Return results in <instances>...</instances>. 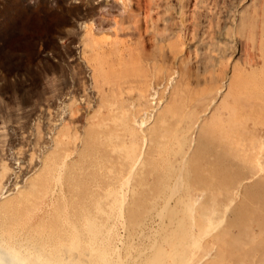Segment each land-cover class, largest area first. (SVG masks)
I'll list each match as a JSON object with an SVG mask.
<instances>
[{"label": "bare ground", "instance_id": "obj_1", "mask_svg": "<svg viewBox=\"0 0 264 264\" xmlns=\"http://www.w3.org/2000/svg\"><path fill=\"white\" fill-rule=\"evenodd\" d=\"M82 1L70 76L0 126V264H264V2L228 66L217 38L195 61L173 33L102 45L96 18L132 0Z\"/></svg>", "mask_w": 264, "mask_h": 264}, {"label": "rangeland", "instance_id": "obj_2", "mask_svg": "<svg viewBox=\"0 0 264 264\" xmlns=\"http://www.w3.org/2000/svg\"><path fill=\"white\" fill-rule=\"evenodd\" d=\"M263 2L264 0H132L129 7L131 12L128 9L125 14L117 3L111 2V8L106 9L102 16H97L94 33L102 45H106L108 40L129 44L142 36L150 39L149 47L153 45L157 35L173 33L176 38L171 42L176 41L179 50L190 61H195L198 51L211 39L217 38L225 43V56L230 66L233 60L239 62L241 57L238 49L228 41V29L235 23L240 24L245 16L254 15ZM43 4L40 15L33 17L31 9L36 6V0H0V126H9L8 129L5 128L8 136L13 133L12 119H8L9 113L12 118L11 115L16 112L23 116L26 111L23 110L24 107L27 110H42L45 94L49 92L51 95L54 90L57 91L62 79L70 76L66 61L62 58V49L66 43L72 39L78 53L83 50L80 39L85 28L81 18L85 15L86 2L64 0L61 8L56 4V0H42ZM75 6L81 7L82 10H74ZM128 12L133 15L130 16ZM120 13L125 16L121 17ZM114 20L123 24L121 32L114 28ZM96 27L100 28V33ZM236 46L238 47V44ZM232 72L228 67V76H231ZM157 96L156 94L153 97L155 100L151 97L154 107L152 115L163 106V102L159 104L160 95ZM61 102L58 100L57 103L64 108L66 104L64 106ZM59 112L58 118L57 114H54L55 126L61 123V117L66 116L64 110ZM37 115L31 118L30 126L36 125L39 113ZM148 122L151 124L153 118ZM125 198L127 200L124 206L129 203V194Z\"/></svg>", "mask_w": 264, "mask_h": 264}]
</instances>
